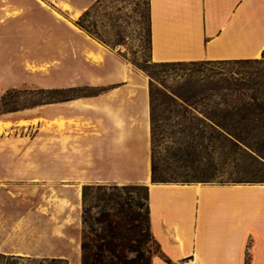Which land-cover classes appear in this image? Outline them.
Instances as JSON below:
<instances>
[{"label": "crops", "instance_id": "1", "mask_svg": "<svg viewBox=\"0 0 264 264\" xmlns=\"http://www.w3.org/2000/svg\"><path fill=\"white\" fill-rule=\"evenodd\" d=\"M96 1L0 0L1 85L37 77L41 88L77 92L16 118L28 122L17 128L36 135L22 143L23 167L8 169L55 177L61 194L44 198L37 212L49 213L52 238L67 247L48 248L46 231L31 246L19 221L14 233L1 234L0 253L81 264V187L139 183L148 188L150 232L160 248L150 264H264V216L255 221L240 203L249 189L151 181L147 76L76 24ZM147 10L154 64L255 60L264 52V0H147Z\"/></svg>", "mask_w": 264, "mask_h": 264}, {"label": "rangeland", "instance_id": "2", "mask_svg": "<svg viewBox=\"0 0 264 264\" xmlns=\"http://www.w3.org/2000/svg\"><path fill=\"white\" fill-rule=\"evenodd\" d=\"M94 4L87 9L89 14L83 19V25L90 32L76 24L147 76L149 93L151 91L153 98L151 154L156 167L155 180L179 185H241L239 190L249 189L239 195L240 203H244V212L247 211L246 207H251L249 210L255 221L259 215L264 216V167L247 159L245 151L250 150L245 144L237 142L235 145L217 127V124L224 122L222 117H228L230 109L226 105L231 104L228 102L237 95L234 90L249 92L252 91L248 90L250 86L253 91L262 90L264 54L248 64H154L149 58L147 0H101L99 4ZM235 78L237 81H233ZM29 80L18 87L1 85L0 81V100L9 92L6 105L1 108L8 112L0 114V237L7 230L12 233L18 222L23 221L26 227L25 240L31 246L38 243L39 234L46 231L48 248L65 249L67 245L64 242L52 238L49 213L46 217L37 212L44 198L47 200L54 194H61L53 182L55 177L8 174V169L13 171L23 167L22 143L36 135L35 128H17L20 120L16 122V118L26 111L65 97V93L56 94L53 89L39 87L37 77ZM237 121L235 117L226 123L229 129L233 126L234 131L242 133L246 128L243 123L237 124ZM248 145L264 154V145L259 139L250 140ZM89 185L92 188L88 190L85 202L82 200L81 187V263L82 243H89L90 251L94 252L91 240L104 233L103 225L96 223L95 219L108 212L112 220L124 224L116 202H130V210L136 213L138 210L134 202L140 201L144 203L143 208L146 206L143 184L121 185L111 182ZM123 186L129 188L123 190ZM84 210H89L86 224L83 222ZM242 213L240 217H243ZM117 234L122 236L125 232L118 229ZM43 240H40L42 244ZM253 243L248 240L246 244L245 263L250 262L247 249H251ZM143 245L139 255L133 251L118 250L119 258L113 259L114 264H149L152 256L160 253V248L151 232ZM66 263V260L52 256L23 257L0 253V264Z\"/></svg>", "mask_w": 264, "mask_h": 264}, {"label": "trees", "instance_id": "3", "mask_svg": "<svg viewBox=\"0 0 264 264\" xmlns=\"http://www.w3.org/2000/svg\"><path fill=\"white\" fill-rule=\"evenodd\" d=\"M101 0H97L94 5L100 3ZM89 14V10H86L76 21L78 25L83 27L85 30L90 32L87 27L83 25V19ZM264 54V52L262 53ZM256 60V59H255ZM251 60H231V61H214L207 63H218V64H248ZM181 63V62H172ZM194 64L196 62H190ZM158 64H170V63H158ZM233 81H237L236 78ZM262 90L253 91L252 87L248 88L252 91L249 92H240L239 89L234 90L237 95H234V98L230 100L231 104H227L226 108H229L228 117H222L223 123L217 124V127L220 129L221 133L225 138L233 141L235 145L237 142L245 144L249 151H245L247 159L251 161L258 162L261 166L264 167V154L259 151L253 150L248 142L252 139H259L262 145H264V84H262ZM55 91V90H54ZM56 93V91H55ZM77 94L76 91H68V93L63 98H70ZM9 92L4 95L0 100V114L6 113L1 109L6 105V96ZM58 94V93H56ZM221 99L225 101V98L221 96ZM58 100V99H56ZM55 100V101H56ZM152 93L150 91V121L152 126ZM227 103V102H225ZM237 117V124L243 123L246 130L237 132L233 130V126L229 129V125L226 123L227 120L231 121L233 118ZM235 123V124H236ZM249 127V128H248ZM254 153V154H253ZM262 159V160H261ZM156 167L154 165V160L151 154V181L159 182L155 180ZM238 183L240 181H235ZM142 189L145 190L146 196V206L143 208L144 203L140 201L134 202V207L138 210L132 212L130 210V202L118 201V212L122 214L124 218V224L119 221H114L110 218L109 213H102L100 218L95 219V222L103 225L104 233L102 235L96 236L97 239L91 240L93 247L95 248L94 252L90 251V245L86 241L82 243V263L81 264H106L112 263L113 259H118V250H128L133 251L137 255L141 254L140 248L143 244L146 243L150 235V223H149V206H148V188L145 185H142ZM92 188V185H83L82 187V200L86 201V196L88 190ZM129 187L123 186V190H127ZM143 208V210H142ZM142 210V213L141 211ZM89 210H84L83 213V222H87V213ZM135 222V223H133ZM123 230L124 235L117 234V230ZM93 241L96 243L94 245ZM145 242V243H144ZM144 246V245H143ZM141 256V255H140ZM150 264V263H149Z\"/></svg>", "mask_w": 264, "mask_h": 264}, {"label": "bare ground", "instance_id": "4", "mask_svg": "<svg viewBox=\"0 0 264 264\" xmlns=\"http://www.w3.org/2000/svg\"><path fill=\"white\" fill-rule=\"evenodd\" d=\"M1 125V124H0ZM8 124H5L4 126H6V127H9V125L7 126ZM27 125V123L26 122H19L18 123V126L19 127H21V126H26ZM2 126V125H1ZM1 126H0V130H1ZM147 183H148V180H147ZM153 185V184H152ZM177 186V185H176ZM237 186V189L239 190V189H241L242 188V186L241 185H236ZM259 187H263V186H259ZM54 196V195H53ZM52 197V196H51ZM77 197H79V191L77 190ZM50 199V198H49ZM55 201V200H54ZM68 203V202H67ZM55 204V203H54ZM58 204V203H57ZM66 204V201H61L60 200V203H59V205H61V206H63V205H65ZM57 211V210H56ZM55 211V212H56ZM58 213V212H57ZM199 262V261H198Z\"/></svg>", "mask_w": 264, "mask_h": 264}]
</instances>
